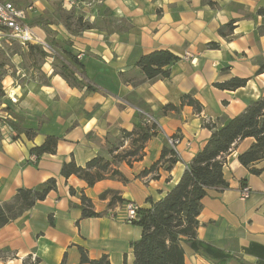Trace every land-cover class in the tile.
Returning <instances> with one entry per match:
<instances>
[{"label": "crops", "instance_id": "0c3cea01", "mask_svg": "<svg viewBox=\"0 0 264 264\" xmlns=\"http://www.w3.org/2000/svg\"><path fill=\"white\" fill-rule=\"evenodd\" d=\"M9 1L33 6L27 21L52 49L23 79L12 73L23 68L20 61L14 69L7 67L0 131L7 117L36 133L15 139L16 132H0V202L10 200L21 187L33 188L51 177L57 179V189L0 229V264H82L79 245L91 258L109 254L111 264H133L131 241L141 236V228L126 221V203L144 207L148 196L160 198L173 187L211 135L204 119L234 117L264 95V72L257 74L264 63V16L258 13L264 0H94L91 5L85 4L90 0H79L72 9L65 0ZM68 12L75 15L70 29ZM78 16L91 27L79 29ZM232 19L237 20L234 33L221 36L219 28ZM212 41L219 48H210ZM159 49L181 57L171 66V77L141 81L145 76L137 60ZM68 52L79 59L83 80L97 90L71 85L55 72L54 54ZM234 76L249 80L236 90L215 86ZM190 92L203 104L201 113L185 105L180 113L162 114L164 105H179L181 96ZM145 119L155 121L160 130L146 143L141 160L119 165L127 182L107 178L90 187L76 175H61L65 161L74 158L85 165L99 153L106 154L107 139ZM49 135L59 137L56 153L32 154L30 148ZM174 135L181 141L173 170L160 168L158 178L139 177ZM253 141L247 137L234 145L224 167L230 186L209 190L199 215V239L232 257L222 263L186 247L187 264H264V159L255 163L260 174L251 173L238 159ZM128 146L126 142L122 148ZM245 186L251 194L241 199ZM107 189L119 191L125 202L108 206L110 196L100 198ZM83 193L102 216H82Z\"/></svg>", "mask_w": 264, "mask_h": 264}, {"label": "trees", "instance_id": "16d2710c", "mask_svg": "<svg viewBox=\"0 0 264 264\" xmlns=\"http://www.w3.org/2000/svg\"><path fill=\"white\" fill-rule=\"evenodd\" d=\"M211 4L214 2L210 1ZM264 16V7L258 10ZM74 13H66L67 26L70 29ZM71 21V22H70ZM236 19L219 28V34L228 37L234 33ZM79 29H88L91 24L85 22L82 16H78L75 22ZM210 48H219V43L212 41L208 44ZM25 53L31 59V67H36L43 62L51 53L41 44L31 43ZM55 72L63 76L71 85L84 87L89 90H97L92 84L79 80L76 72L80 71V62L72 53L54 54ZM181 57L169 49L154 50L143 54L136 62L141 69L144 78L141 81H155L171 77V66L178 62ZM0 66H4L1 63ZM264 72V63L260 65L257 74ZM7 73V71H6ZM15 75V71L12 72ZM249 78L234 76L229 80L215 83V86L223 90H236L247 84ZM129 81V80H128ZM140 81V82H141ZM5 95L3 86L0 85V97ZM185 105L193 106L197 113L203 111V104L195 97L194 92L185 93L181 96L179 105L168 103L162 107V114L170 112L180 113ZM6 122L13 128L17 139L20 134L25 133L31 138L36 132L31 128L22 126L17 121L9 118ZM203 125L211 131V135L202 149L188 163L187 168L173 187L166 191L160 198L150 195L146 198L147 205L139 207L136 217L129 223L141 228V236L131 241L133 253V264H187L186 247L193 251L202 252L210 257L217 258L224 263L232 257L221 249L199 239L198 228L200 225L199 215L203 209V199L209 190L223 191L229 188V182L224 176V167L227 155L231 152L237 141L251 137L254 139L249 148L238 155L239 161L249 168L251 173L260 174L261 169L255 163L264 159V95L252 100L246 109L240 114L231 117H217L215 120L204 119ZM159 125L148 119L135 123L134 128L129 131L120 129L116 139L109 138L107 153H99L86 162L79 165L72 158L65 161L61 167V175L69 178L76 175L85 180L92 187L98 181L107 178H117L123 182L129 179L119 169L122 162L133 165L145 155L146 143L157 136ZM175 137H179L174 135ZM59 137L49 135L44 142L30 148L32 154L38 157L44 153H56ZM126 142L129 146L122 148ZM177 150L168 141L164 144L161 155L150 167L139 173V177L153 174V178L159 177L160 168L172 171L179 161ZM57 189V179L51 177L33 188L21 187L8 201L0 202V229L8 223L15 221L25 215L39 200H44L47 195ZM75 190L71 188V193ZM110 196L108 206L118 202H125L119 195V191L107 189L100 194L101 199ZM82 216L99 217L103 212L95 210L94 204L84 193L82 203ZM80 262L82 264H111L109 254H103L99 258H91L88 250L79 245ZM64 264V260L62 262Z\"/></svg>", "mask_w": 264, "mask_h": 264}, {"label": "built area", "instance_id": "2783aa9c", "mask_svg": "<svg viewBox=\"0 0 264 264\" xmlns=\"http://www.w3.org/2000/svg\"><path fill=\"white\" fill-rule=\"evenodd\" d=\"M94 0H90L86 2V5H91ZM64 4L67 8L72 9L80 5L79 0H65ZM33 10L32 5H28L27 7H18L15 3L9 0H0V32L5 31L8 36L17 40L20 45L24 48H27L29 44H41L48 51H51V47L43 40L39 35H37L31 25L28 23V14ZM189 56V53H187ZM78 58H81V55H78ZM15 71V76L17 78L23 79L27 76V73L23 70V68H17ZM76 77L79 80H82V76L79 72H76ZM9 98L12 103H17L18 98L9 95ZM7 118V117H6ZM6 118H4V122L2 125V132L8 135L15 133L13 128L6 122ZM168 143H170L174 148L180 143L181 138L171 136L167 139ZM251 189L247 186L243 187L241 190V199H246L250 196ZM140 206L134 201H128L126 203V221L130 222L133 218L136 217V212Z\"/></svg>", "mask_w": 264, "mask_h": 264}, {"label": "rangeland", "instance_id": "374dc122", "mask_svg": "<svg viewBox=\"0 0 264 264\" xmlns=\"http://www.w3.org/2000/svg\"><path fill=\"white\" fill-rule=\"evenodd\" d=\"M27 51L28 48L22 47L17 40L8 36L5 31L0 32V65L1 63H4V66H0L1 87L3 86V79L7 74V67L14 69L18 64V61H20L19 65L23 67V70L27 72V74L31 73V59H28L25 55ZM117 136L110 138L111 141L116 139ZM29 260H31V258Z\"/></svg>", "mask_w": 264, "mask_h": 264}]
</instances>
